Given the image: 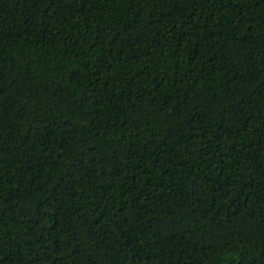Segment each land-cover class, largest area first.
Returning <instances> with one entry per match:
<instances>
[{"label":"trees","instance_id":"trees-1","mask_svg":"<svg viewBox=\"0 0 264 264\" xmlns=\"http://www.w3.org/2000/svg\"><path fill=\"white\" fill-rule=\"evenodd\" d=\"M0 264H264V0H0Z\"/></svg>","mask_w":264,"mask_h":264}]
</instances>
